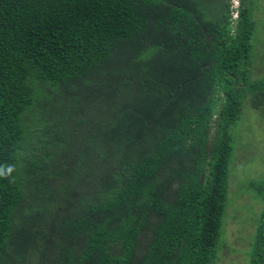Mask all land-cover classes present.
I'll list each match as a JSON object with an SVG mask.
<instances>
[{"label":"trees","instance_id":"16d2710c","mask_svg":"<svg viewBox=\"0 0 264 264\" xmlns=\"http://www.w3.org/2000/svg\"><path fill=\"white\" fill-rule=\"evenodd\" d=\"M228 1L0 0V264L215 263L232 129L248 94L264 104L251 7L234 35ZM82 98L105 134L74 166L61 125ZM86 169L91 192L69 182ZM250 256L264 264V208Z\"/></svg>","mask_w":264,"mask_h":264},{"label":"rangeland","instance_id":"374dc122","mask_svg":"<svg viewBox=\"0 0 264 264\" xmlns=\"http://www.w3.org/2000/svg\"><path fill=\"white\" fill-rule=\"evenodd\" d=\"M228 3H230L232 10L231 22L234 27V35H236L239 27L242 5L244 8L251 7L252 19L255 21L256 27L252 41L251 61H244L243 67L249 71L250 78L263 77L264 0H229ZM112 93L110 89H104L103 92L99 93V100L104 105L114 102L115 98ZM220 95L223 96L222 93ZM79 105L77 107L68 106L67 117L64 118L61 125L64 128V137L61 138L60 143L66 146L62 149L60 161L74 166L76 163L73 162V159L76 153L86 152L90 149L88 147L89 140L96 144L95 133L98 135L105 134V129L101 125L98 123L94 125L96 118L93 116L96 108L94 99L82 98ZM61 111L63 110L61 109ZM216 115L213 118L210 135L212 139L216 131V124H214L216 123ZM232 132L235 135V153L230 162L229 198L224 214V236L220 241L217 260L214 264H250L253 238L264 208L263 199L252 185V183L264 179V104L256 108L254 97L248 94L245 98L242 119L233 127ZM88 172V169L78 171L77 175L69 182L81 191H93L96 181L92 182L88 179L91 171ZM83 177H85L84 181H82ZM70 183L65 182L63 184L66 196L61 195V198L64 204L68 203L66 207L72 206L73 208L77 206L81 193L78 192L76 197H73L69 193ZM53 191L58 192L55 183H53ZM46 231L43 230V232ZM33 261L37 264L35 258Z\"/></svg>","mask_w":264,"mask_h":264}]
</instances>
